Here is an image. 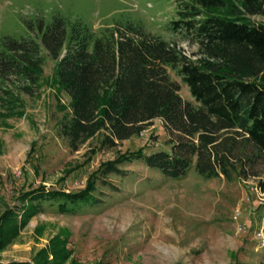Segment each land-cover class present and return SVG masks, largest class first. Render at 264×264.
I'll list each match as a JSON object with an SVG mask.
<instances>
[{
	"label": "rangeland",
	"instance_id": "1",
	"mask_svg": "<svg viewBox=\"0 0 264 264\" xmlns=\"http://www.w3.org/2000/svg\"><path fill=\"white\" fill-rule=\"evenodd\" d=\"M231 1L238 6L239 0ZM189 5L201 9L198 0H0V35L32 34L22 22L48 19L54 11L80 17L92 28L121 11L194 59L196 43L169 24ZM247 17L264 23V16ZM40 55L42 71L34 85L13 75L0 80V214L19 204L20 191L38 185L77 191L89 176L95 179L97 202L80 204L71 213L58 212L55 202H42L41 211L0 249L1 263L34 264L35 255L45 250L47 264H264V241L255 236L263 229L264 192L257 181L264 156L251 161L250 146L233 144L227 153L228 178L203 177L193 161L176 178L142 160L101 174V163L123 152L170 153V136L153 118L126 139L103 144L98 133L71 149L58 125L68 98L51 81L54 61L42 49ZM167 72L178 84L179 97L195 105L180 78ZM23 85L29 89L21 90ZM54 239L63 240L59 248L65 256L59 261L48 252Z\"/></svg>",
	"mask_w": 264,
	"mask_h": 264
},
{
	"label": "trees",
	"instance_id": "2",
	"mask_svg": "<svg viewBox=\"0 0 264 264\" xmlns=\"http://www.w3.org/2000/svg\"><path fill=\"white\" fill-rule=\"evenodd\" d=\"M198 3L201 9L189 5L169 23L171 31L196 43L199 55L194 59L174 42L147 32L130 14L118 11L92 28L80 17L54 11L48 19L22 22L32 34L0 35V80L13 75L34 85L44 50L54 61L51 81L68 98L58 125L71 149L98 133L103 144L126 139L153 118L160 119L170 136V153L123 152L101 163V174L142 160L176 178L193 161L203 177L228 178L227 153L233 144L250 146L251 161L264 156V23L247 17L264 16V0H239L238 6L231 0ZM168 70L180 78L195 105L179 97ZM20 88L27 91L29 86ZM259 172L257 187L264 192V171ZM95 190V179L89 176L77 191L43 185L20 191L19 204L0 214V249L24 221L41 211L42 202H55L58 212L71 213L80 204L97 202ZM261 205L264 209V200ZM262 219L264 231V214ZM61 241L54 239L48 247L58 261L65 256ZM45 257L41 250L33 263L47 264Z\"/></svg>",
	"mask_w": 264,
	"mask_h": 264
},
{
	"label": "built area",
	"instance_id": "3",
	"mask_svg": "<svg viewBox=\"0 0 264 264\" xmlns=\"http://www.w3.org/2000/svg\"><path fill=\"white\" fill-rule=\"evenodd\" d=\"M237 213L234 214L233 216V219H236V217L238 216V211H236ZM255 236L256 237H259L260 240L263 242L264 241V231L263 229H258L256 232H255Z\"/></svg>",
	"mask_w": 264,
	"mask_h": 264
}]
</instances>
